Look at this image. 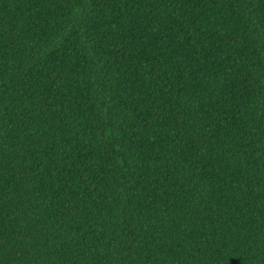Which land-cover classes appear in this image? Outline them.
<instances>
[{
	"label": "trees",
	"instance_id": "1",
	"mask_svg": "<svg viewBox=\"0 0 264 264\" xmlns=\"http://www.w3.org/2000/svg\"><path fill=\"white\" fill-rule=\"evenodd\" d=\"M0 264H264V0H0Z\"/></svg>",
	"mask_w": 264,
	"mask_h": 264
}]
</instances>
